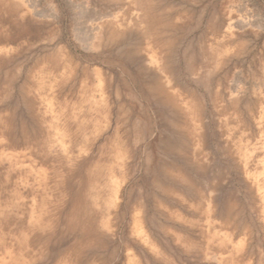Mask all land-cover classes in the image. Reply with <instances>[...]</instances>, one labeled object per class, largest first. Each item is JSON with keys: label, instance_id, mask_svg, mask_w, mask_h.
<instances>
[{"label": "rangeland", "instance_id": "374dc122", "mask_svg": "<svg viewBox=\"0 0 264 264\" xmlns=\"http://www.w3.org/2000/svg\"><path fill=\"white\" fill-rule=\"evenodd\" d=\"M0 264H264V0H0Z\"/></svg>", "mask_w": 264, "mask_h": 264}]
</instances>
